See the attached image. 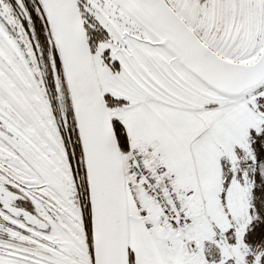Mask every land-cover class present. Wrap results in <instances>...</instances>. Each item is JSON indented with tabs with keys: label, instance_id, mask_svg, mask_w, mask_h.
I'll return each instance as SVG.
<instances>
[{
	"label": "snow or ice",
	"instance_id": "1",
	"mask_svg": "<svg viewBox=\"0 0 264 264\" xmlns=\"http://www.w3.org/2000/svg\"><path fill=\"white\" fill-rule=\"evenodd\" d=\"M0 264H264V0H0Z\"/></svg>",
	"mask_w": 264,
	"mask_h": 264
}]
</instances>
